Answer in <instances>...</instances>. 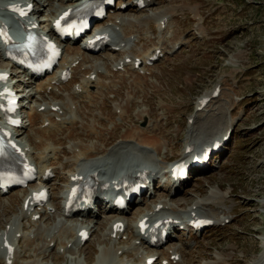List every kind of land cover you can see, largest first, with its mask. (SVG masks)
<instances>
[{"label": "rangeland", "instance_id": "obj_1", "mask_svg": "<svg viewBox=\"0 0 264 264\" xmlns=\"http://www.w3.org/2000/svg\"><path fill=\"white\" fill-rule=\"evenodd\" d=\"M61 1L52 0V5L57 8ZM39 6L43 7L42 4ZM163 10H170L173 13L170 18L167 41L171 44L173 39L183 40L182 53H179L177 57L172 56L173 58L164 64H156L157 70L147 76L151 78L149 80L143 78L139 80L138 73L131 70L104 74L105 76L102 77L104 83L113 84L111 90L105 89V96L98 98L99 103H95L94 97L90 104H83L80 110L85 111L88 116H80L74 128L73 138L68 137L71 128L66 129L62 134L63 137L59 141L63 143L61 147L67 151L62 154L59 162H67L72 157L71 151L74 145L85 143L94 146L96 142L101 149L108 148L107 153L100 154L96 158L102 157L103 160L99 162H104V159L109 161L110 166L113 167L111 171L100 165L109 172H113L117 163L124 159H140L141 156L137 157L134 154L135 150L128 152L123 149L118 154V157L123 159L119 162L116 156L108 157L107 154L115 153L118 149L115 150L116 145L127 144L122 141L124 134L129 131L133 133L136 127V129L143 128L140 125L142 118L139 119L138 115L141 109L149 111L150 131L152 130L150 133H145L143 136L145 139L142 140L168 142L164 145V152L162 151L160 158L156 160L157 164L163 165L169 160L182 157L187 130L192 120L190 116L200 98L219 83L225 93L213 98L216 106L225 102L229 93H235L232 98L233 104L231 107L227 105L224 111V114L229 115L227 118L234 122L228 148L220 154L219 159L214 161L215 167L196 174L174 197H162L161 200L165 199L169 205L178 207L179 212L175 214L181 215L198 200L226 194V205L215 202L204 208L210 212L224 211L223 214L226 217L223 222H217L214 227L200 235L191 231L182 232L178 239L166 247L181 246L186 256L185 262L180 261L181 264H207L217 261L219 257L228 259L222 264H264V257L261 255L264 252V0H161L159 4L143 10L126 11L128 14L125 17L139 22L145 15H153L154 12ZM123 13L125 12L120 14ZM47 15L42 13L41 19H46ZM151 27L154 30L153 36L158 40L160 34L158 22L152 21ZM154 43V40L149 42V46ZM144 45H139L138 48ZM124 53L120 51L93 55L92 61L97 66H107L111 61L120 59ZM101 62L104 64H100ZM90 64V62L85 63V65ZM2 65H5V61L0 56V69ZM84 68L86 66L82 67ZM73 86L74 83L66 85L65 89L61 90L62 95L58 97L59 100L67 101V95ZM130 95L133 98L130 99ZM38 99L37 96L32 99V107L36 105L34 101ZM129 100L131 102L129 114L123 118H119L118 113L117 118H114L115 121L103 116V112H110L116 104L125 106V102L128 103ZM43 107L45 106L39 108L41 112L45 109ZM96 114L103 116L98 118V122L93 117ZM203 118L196 119L197 131L203 138L210 136L213 131H216L215 128L222 127V123L218 122L203 123ZM208 121L210 122L211 119ZM35 123L32 124L30 121L23 130L25 134L20 136L21 140H24L28 134L32 135L34 129L41 124V120ZM83 123L91 127L101 125L99 128L106 132L103 138L107 140V145L99 141L97 134L83 129L80 126ZM108 130L113 133L111 131L108 133ZM134 141L140 144L139 141ZM66 181L67 172H63L57 180L49 184L53 202L58 203ZM159 191L167 195V186L160 187ZM21 195L22 191L17 190L0 196V237L10 229H12L13 237H17L15 247L18 249L19 256L16 264L31 262L86 264L87 260H98L104 250L132 247L135 243V240L129 239L127 235L117 240L115 237L114 240L104 238L103 231H107L112 218L110 212L106 214L104 211L85 224L87 227L93 226L95 233L87 242L80 245L82 251L79 252L77 246L75 247L77 253H70V251L62 254L64 248L61 241H53L47 253L38 254L35 249L39 248L36 247L39 245L27 246L22 238L24 235H32L37 226L26 220L18 226V222L15 221V213L22 203ZM150 198L149 195L135 203L126 218V222H131L132 227L139 213L151 208L152 204H148ZM177 203L180 205L178 206ZM62 219L67 226L81 225L77 218H63L60 210L57 213L45 215L42 219L36 218L39 224L49 229ZM13 228L19 229V232H14ZM1 244L0 241V247ZM120 251L116 260L131 259L121 255L123 253ZM160 259L156 264H159ZM0 261V264H14L3 259L1 250Z\"/></svg>", "mask_w": 264, "mask_h": 264}, {"label": "bare ground", "instance_id": "obj_2", "mask_svg": "<svg viewBox=\"0 0 264 264\" xmlns=\"http://www.w3.org/2000/svg\"><path fill=\"white\" fill-rule=\"evenodd\" d=\"M34 2L35 4V9L33 11V16L34 18L38 19V21H43V25L45 24V27L49 28V18L53 15H55L57 12H60V8H56V6L52 5V0H31ZM156 4H158L161 0H153ZM72 3L76 2V1H71ZM37 3L42 4V8L41 6L37 5ZM52 5V6H51ZM51 12V13H50ZM42 13H47L48 16L46 19H41V14ZM171 13V14H169ZM128 13H123V14H116L114 15L111 20L114 21V23L116 21H119L121 25L124 26V30H128L127 34L128 36H131L132 34H136L139 33L134 32V30H140L143 31L145 30V27H150L151 26V22L152 21H158L160 23V21L162 19H164L167 16H171L173 13L170 10H163L160 12H154L153 15H145L141 21L137 22L135 20H130L127 19L125 16H127ZM197 14V13H196ZM199 22H201V20H199ZM117 25H119V23H115ZM141 38V37H140ZM164 41V40H162ZM176 41V40H174ZM179 43L182 41H178ZM176 45V42L172 44L171 50H174V47ZM160 46V45H158ZM156 46V47H158ZM138 46L132 48V49H127L124 50V55L122 56V59H124L126 56H134L136 57L138 54H136V50H137ZM139 49V48H138ZM145 48H142L140 51H143ZM150 49V48H149ZM155 50V48L153 49ZM149 51L151 50H146V53H142V54H148ZM1 56V53H0ZM2 57V56H1ZM75 61H78L79 64L78 66L74 69L75 75H74V80L73 83H75L76 86L81 87L83 89V92L79 95L76 92V89H71L69 94L67 95V101L64 100H59V96L62 95L61 90L65 89L66 85H62L59 87H55L56 85L53 86V88L55 87V91L53 92V94L51 95V97L45 95V94H39L37 91L40 88H43L45 91H47V87L49 85H52V82L50 81L49 83L45 84V85H41L42 83L38 84L37 91L35 90V88H31L34 89V92H32L30 94V98H34V97H39L38 100H35L34 102H36V105L34 107H31V111L29 112V117L31 119V123L32 124H36L35 122L38 120H41V124L37 126V128L34 129V133H32V135H27V137L25 138V142L23 143L24 146H29L30 149L35 150V152L37 153L34 157L38 158L39 160H41V156L38 154V152L41 151V153H44L45 151H50L51 155H50V161L49 159H47V161L50 162V164L54 165L56 170L60 171V172H67V181H66V185L64 187H68V183H69V179L72 175H77V174H85L87 172H91L93 170V166L95 165H103L104 167L107 168V170L111 171L113 167L110 166L109 161L104 159V162H99L102 159V157L100 158H96L98 156H100V154H105L107 153V149L103 148L101 149L99 144H96L94 146H90L87 144H83V143H78L76 145H74L71 151V155L72 157L68 159L67 162H58V159L62 156V154L66 153L67 150H65L64 148L61 147V145L63 144L61 141H59L61 139L62 134L64 133L63 129V123H68L71 122L73 126H68V129L71 128L68 137L73 138V136L75 135L74 132V128L77 126V124L74 126V121L75 119L78 120L80 118V116H88L86 115L85 111H81L80 109H82L83 104L80 103V98L81 100L83 99V101L88 100V104H90V100H92L94 97L96 99L95 103H99V97L105 96V93L102 91H100V89L102 88V90H104L105 88L108 90H111V86L113 84H107L104 83V80L102 79L103 76H105L104 74H112L115 72H113V66H115L114 61H111L109 64H107V66H97L94 61H92V55L87 53L86 51H84L80 46H72V45H66L64 47V55L62 57L61 62L62 63H73ZM90 62V65H85V63ZM100 64H104V62L100 63ZM83 66H86V68L82 69ZM3 69V71H8L11 73V78L14 77L15 74H17V70L9 68L7 65H2L1 66ZM127 68V67H126ZM146 70L149 72H155L157 70V68L155 67H146ZM103 71V72H102ZM137 78L139 80L143 79H151L150 77L148 78L147 75L144 77L140 74L137 75ZM126 81V80H125ZM43 82V81H42ZM139 83V82H137ZM133 84V83H132ZM156 84V83H155ZM13 87L20 89L22 88L23 84L20 83V81H16L15 83L11 84ZM26 85L28 87H31L33 85V81H26ZM149 87V86H148ZM216 88L220 89L219 95L225 93L224 88L222 89L220 87V84H216V86L210 90L208 93H206L203 96H211V98L209 99V101L203 105L202 101H198L197 105L195 107L194 112L191 114L190 118H192L191 123H189V129L187 130V140L185 141L186 145L187 144H197L199 146H204L205 144L212 142V140H214L216 137H222V135L226 132V131H231L232 127L234 125V122L232 119H228L226 114H224L225 109L228 107H231V105L233 104V97L235 95V93H229L227 98H225V102H221V104L219 106H216L217 104H215L214 102V96H212V93L216 90ZM96 90H98V92H96ZM218 95V96H219ZM59 97V98H58ZM217 97V96H216ZM50 98V99H49ZM129 98H133V96H129ZM79 99V100H78ZM77 101V102H76ZM213 102V103H212ZM217 102V100H216ZM59 103V104H57ZM84 103V104H85ZM97 105V104H96ZM40 106H45L44 111H40L39 107ZM131 106V102L130 100L128 101V103L125 102V106L121 105V104H116L115 107L113 108V110H111L110 112H103L104 113V117L107 119H110L111 121H115L114 118L118 115H116L117 113L120 114L118 117L119 118H123L125 115L129 114V107ZM58 107V110L54 111L53 108ZM212 107V108H210ZM25 107H22V110ZM209 108V109H207ZM212 109V110H211ZM233 110V109H232ZM208 112V113H207ZM139 114V119L142 118V120L140 121V125L143 128L140 129H133V133H130V131L127 134H124V137L122 136V141L126 142L127 144H122V145H116V148H118L115 153L111 152L107 154L108 157L111 156H116L117 157V162L123 160L121 158L118 157V154L124 149L129 151H134V154L139 155V153L137 152V149L131 145L135 144H131L133 142H135L134 140H137L140 142V145H145V146H152L155 149H159V147L163 146L165 144H167L168 142L166 141H160V140H152V142H147L144 141L142 139H145L143 136L145 135V132L150 130V121H149V111H147V109H141L138 112ZM207 114V115H206ZM45 115L44 117L40 118L41 116ZM101 115H94L93 117L95 118V121L98 122V118L99 117H103ZM207 116V117H206ZM197 117L203 118V123H222V127L220 128H215L216 131H213V133H211L210 136H208L207 138H203V136H200V134L198 133V127H197V123H196V119ZM206 117V119H205ZM211 119V121L209 122L208 119ZM60 119V120H58ZM199 119V120H200ZM198 120V119H197ZM46 121H49V125L48 126H44V123ZM60 121V122H59ZM100 123V122H99ZM81 127H83V129H85L86 131H88L89 133H95L99 136V141H101L103 143V145H107V140H105L103 138V135L106 134V132L102 129L99 128V126L101 125H97V126H93L91 127L90 125H84V123L82 125H80ZM116 127V126H115ZM114 127V128H115ZM67 129V130H68ZM63 131V132H62ZM111 130H108V133ZM152 131V130H151ZM25 131L22 132L21 135H24ZM60 132H62V134H60ZM113 133V131H111ZM108 135V134H107ZM147 137V136H146ZM165 148V147H164ZM163 148V149H164ZM61 150V151H60ZM118 151V152H117ZM69 156V155H68ZM141 156V155H139ZM104 158V157H103ZM142 162H140L141 165H148L147 163L148 160L144 159L143 157L141 158ZM125 160V159H124ZM124 161H121L120 163H117V165L114 167L116 172H119L121 170V167L123 165ZM72 163V164H70ZM102 163V164H101ZM143 163V164H142ZM108 164V166H106ZM118 174V173H116ZM49 185V184H48ZM63 187V188H64ZM63 188H62V192H63ZM221 188V186H220ZM222 189V188H221ZM28 190L22 191V203L21 206L19 207L18 211L15 213V221L18 222V226H21V222L23 220H26L28 222H30L33 225H36V229L34 231V233L32 235H24L23 238V243H26L27 246H32L35 244H38L39 248H36L35 251L38 254H42V253H47L46 251L49 250V246L51 244V242L53 241H61L62 246L64 248V251L62 254H66V252H70V253H77V250L75 247H79L78 251H82L83 249H81L80 245L84 242L80 232L82 229L86 228L91 232V236H93V234L95 233L94 227L93 226H89L86 227L83 224H81V226H67L66 222H64V220L62 219L60 222L56 223L52 228H46L43 225L39 224V220H36L35 217L40 215L41 219L43 216L47 215V208H43V209H37L32 203H29L28 207H26V201L28 198ZM214 193V192H213ZM226 194H221L220 195H216L212 196L210 198H205L201 201H196L194 203L191 204V206L189 208L186 209V211L180 216L181 218L183 217H187L189 218L193 213H197L198 215H203V216H208L214 220H216L217 222H223L225 220L224 217V211H209L207 209H204L205 207H207L208 205H212L213 203H219L222 204L224 203L226 205ZM217 198L218 200H215ZM1 200V199H0ZM51 203L53 204L54 207L58 208V205L56 203H53V201H51ZM159 204L162 205L161 210L157 213V215H155V218H159L162 215H166V216H175L173 214H171L172 212L176 213L179 212L178 207L174 206V205H169V203L167 201L164 200H159ZM177 205L179 206L180 204L177 203ZM101 212V211H100ZM155 212V208L150 209V213H154ZM178 216V215H177ZM126 218V217H125ZM124 221V219H122ZM7 223V222H6ZM24 226V224H23ZM18 229V228H17ZM78 229V233L76 238L74 237L75 235V231ZM132 230V232L130 233V231ZM12 229L8 230L6 232V234H2L0 237V241L2 242L0 250H1V255L3 257V259L5 261L12 259L13 263L16 264L17 263V257L19 256V252L17 247H15L16 244V238L13 237V234L11 233ZM14 232H19V229L16 230V228H13ZM136 234V230L134 227H132L131 222H128L126 224V229L124 230V232H118L116 234V238L115 240L123 237L124 235H127L129 239H134L135 243L133 244V246H129V247H119V248H111V249H107L104 250L101 257L94 261V260H87L86 264H146V260L149 256H153V255H159L161 257V260L159 262V264H162L163 260H167L169 261L168 264H181L180 261H184V258L186 256H184V250L181 249V246H168L166 248H164L161 251L155 252V251H148L146 247H144L143 242H139L138 237L135 235ZM103 235L105 236L104 238L107 240H114L113 236H114V232H113V223L107 228V231L104 232L103 231ZM71 237V238H70ZM19 240V239H18ZM21 240V239H20ZM73 241V242H72ZM70 242H72V244H70ZM87 242V241H86ZM8 244V245H7ZM143 244V245H142ZM72 245H74L72 247ZM11 247L14 248V251H11ZM67 249L69 251H67ZM121 250V251H120ZM122 252L123 254L121 255H125L127 258L131 257V259H119L116 260L118 252ZM22 254V252L20 253V255ZM174 255V259H172V256ZM222 255V253H221ZM264 257V252L261 254ZM179 256V259L176 261V257ZM88 257V256H87ZM90 258V257H89ZM186 259V258H185ZM58 260V259H57ZM228 260L226 257H219L217 259V261L215 262H211V263H207V264H222L224 261ZM1 262V261H0ZM185 262V261H184ZM156 263V262H155ZM154 263V264H155ZM26 264V263H24ZM28 264V263H27ZM29 264H35L34 262H31Z\"/></svg>", "mask_w": 264, "mask_h": 264}]
</instances>
